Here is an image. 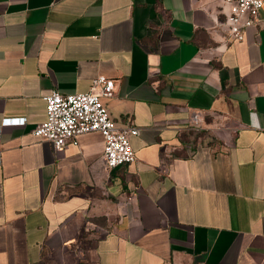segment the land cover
<instances>
[{
	"label": "crops",
	"instance_id": "obj_1",
	"mask_svg": "<svg viewBox=\"0 0 264 264\" xmlns=\"http://www.w3.org/2000/svg\"><path fill=\"white\" fill-rule=\"evenodd\" d=\"M226 13L0 0V264H264V3L242 39ZM98 74L115 123L139 127L112 168L98 130L59 148L32 133L45 93Z\"/></svg>",
	"mask_w": 264,
	"mask_h": 264
},
{
	"label": "built area",
	"instance_id": "obj_2",
	"mask_svg": "<svg viewBox=\"0 0 264 264\" xmlns=\"http://www.w3.org/2000/svg\"><path fill=\"white\" fill-rule=\"evenodd\" d=\"M227 7L225 22L234 39H242L247 26L259 18L264 0H222ZM115 80L105 74L96 75L86 91L62 93L51 89L43 95L46 118L37 123L32 133L59 148L69 139L83 132L98 130L104 138L103 159L108 168L135 159L131 136L139 127L130 122L119 125L110 116L103 97L112 96ZM9 122L25 123V117L7 119ZM196 113L192 121H197ZM1 133V128H0Z\"/></svg>",
	"mask_w": 264,
	"mask_h": 264
}]
</instances>
